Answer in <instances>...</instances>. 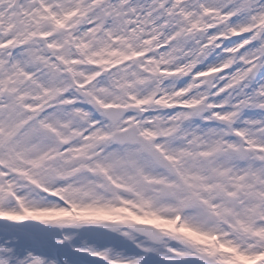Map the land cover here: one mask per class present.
Instances as JSON below:
<instances>
[{"label":"snow or ice","instance_id":"1","mask_svg":"<svg viewBox=\"0 0 264 264\" xmlns=\"http://www.w3.org/2000/svg\"><path fill=\"white\" fill-rule=\"evenodd\" d=\"M217 67L206 93L179 96L191 105H160ZM109 190L264 250V0H0V264H226L133 222L74 243L73 209Z\"/></svg>","mask_w":264,"mask_h":264},{"label":"clouds","instance_id":"2","mask_svg":"<svg viewBox=\"0 0 264 264\" xmlns=\"http://www.w3.org/2000/svg\"><path fill=\"white\" fill-rule=\"evenodd\" d=\"M81 64H87L86 60H81ZM86 68L77 69L76 71H85ZM221 69L217 68H209L207 72L200 73L199 76H202L203 79H200L198 83L194 82L197 80V77H193V82H190L188 87L182 90V93H172L170 96H161L159 98V103L161 106H170L174 103H185L192 104V97H189L188 100L181 101L179 96L183 93H186L190 90L200 89L201 85L204 87V92L206 93L210 87H213L212 77L214 74ZM164 71H167L165 69ZM191 69L184 70L181 74L184 76L188 75ZM68 83L65 84V90L68 87H71L75 81L72 79L71 73L63 78ZM175 83V82H170ZM20 86L23 85V81L20 82ZM30 87V86H27ZM158 87V86H157ZM31 94H33V99L40 98L43 100V91L37 90L35 88L31 89ZM195 96L200 97L199 100L196 101L197 104H200L201 110H206L207 105L203 104L204 97L201 96L200 92H195ZM51 98V97H49ZM46 102V101H44ZM153 103H156L153 101ZM47 146V145H45ZM75 162L72 160V157H60L53 160H50L49 167L53 168H71L74 167ZM29 199L35 200L37 199L34 193H26ZM103 200L101 203L94 207H85L79 209H73L71 216L80 220L81 227L88 226L89 224H95L97 226L111 224L112 222H133L140 226L145 227H153V229L157 232H160L162 235H166L167 243H175L178 245H183L188 247L189 249L196 252H215L217 247V234L214 236H203L198 232H194L189 228L181 225L177 221L171 219H163L161 216H154L147 212V210L141 209L134 202H124L125 199L128 201H135L136 197L133 193L119 191L115 193L113 190L105 191L102 193ZM119 196L120 199L116 197ZM104 201H110L111 203H104ZM259 207V205H256ZM26 214V213H23ZM34 214H42V213H34ZM63 215V214H61ZM207 227H225V232L223 237L219 233V242L225 244V240L235 242L234 244H229L227 246L236 247L237 250H240L242 245L251 246L255 241L250 238L245 237L243 234L236 232L235 230H229L230 226L220 225L217 226L212 222L205 221ZM54 226V227H60ZM80 227V228H81ZM261 239H264L262 237ZM255 255L264 256V250L259 251ZM226 264H239L238 261L230 258V255L225 254ZM259 264H264V259L259 261Z\"/></svg>","mask_w":264,"mask_h":264},{"label":"rangeland","instance_id":"3","mask_svg":"<svg viewBox=\"0 0 264 264\" xmlns=\"http://www.w3.org/2000/svg\"><path fill=\"white\" fill-rule=\"evenodd\" d=\"M93 227H94L93 225H88V226L81 227L80 229H77V230H89L93 234L98 233L94 230ZM239 233H242V232H239ZM215 234H217V241H218L215 252H217L218 255L222 254L225 257V254H228L230 255L231 259L238 261L239 264H259V262L256 261L258 259L257 255L245 256L240 251H238L236 247L225 246L223 243H220L219 242V232H216Z\"/></svg>","mask_w":264,"mask_h":264},{"label":"bare ground","instance_id":"4","mask_svg":"<svg viewBox=\"0 0 264 264\" xmlns=\"http://www.w3.org/2000/svg\"><path fill=\"white\" fill-rule=\"evenodd\" d=\"M78 235L74 240V243H81L82 241H86L88 244H94L97 243L94 236L89 230H75ZM175 244V243H172ZM98 247L101 245H97ZM84 261H86L88 264H97L98 258L92 257V258H85ZM102 264V262H100Z\"/></svg>","mask_w":264,"mask_h":264}]
</instances>
